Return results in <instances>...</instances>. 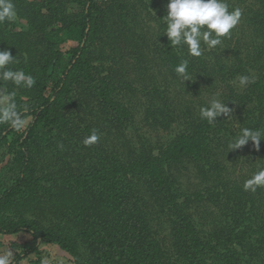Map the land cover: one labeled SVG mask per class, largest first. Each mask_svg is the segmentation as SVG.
Segmentation results:
<instances>
[{"label": "trees", "instance_id": "obj_1", "mask_svg": "<svg viewBox=\"0 0 264 264\" xmlns=\"http://www.w3.org/2000/svg\"><path fill=\"white\" fill-rule=\"evenodd\" d=\"M13 3L17 19L25 25L18 30L13 19L0 23V50H9L16 57L18 62L9 67L22 69L36 80L30 89L0 81L6 96H14L18 110L26 120L31 119L20 133L0 123V150L12 158L14 171L10 184L0 179V236L27 234L32 238L13 264L39 254L41 245L58 247L73 264H243L245 259L247 263L264 262V222L253 227L251 211L204 233L186 214L189 204H177L173 199L182 197L175 188L173 170L185 161L211 162V136L217 127L207 120L201 119L191 131L179 135L157 154L141 152L125 163L114 154L99 152L94 154L96 163L86 169L63 171L51 178L37 174L41 153L57 147V142H65L67 137L86 138L95 129L79 122L74 113L80 93L90 92L104 114L121 128L132 116L116 98L113 84L98 78L91 56L89 43L101 32L103 11L96 0ZM69 5H76L80 12L72 17L67 13ZM72 28L82 31L78 47H69L64 36ZM163 46L166 64L173 77L179 79L173 69L185 59L181 49L171 47L166 35ZM219 67L224 72V66ZM187 72L190 77V64ZM227 100L250 106L247 115H264V79L253 82L245 94L231 93ZM131 177L151 197L176 210L169 220L172 251L168 254L150 233ZM238 198L237 205L244 204ZM195 199L200 201L202 197L195 195ZM42 203L65 208L68 217L74 215L76 231L42 225L24 215ZM30 264L43 263L39 257Z\"/></svg>", "mask_w": 264, "mask_h": 264}, {"label": "rangeland", "instance_id": "obj_2", "mask_svg": "<svg viewBox=\"0 0 264 264\" xmlns=\"http://www.w3.org/2000/svg\"><path fill=\"white\" fill-rule=\"evenodd\" d=\"M167 2L96 0L103 11L99 22L101 32L89 43L91 56L98 78L108 79L113 84L116 98L130 111L132 119L121 128L104 114L90 92L80 93L74 113L83 125L97 130L99 140L88 146L83 143L85 138L67 137L65 142L58 141L57 147L40 154L36 172L41 177L51 178L63 171H80L95 164L94 154L99 152L108 156L114 154L125 163L141 152L157 154L179 135L191 131L201 120L200 107L215 97L227 104L231 112L213 123L217 128L211 136V162L185 161L173 170L175 188L182 196L173 199L177 204H189L186 214L193 217L204 233L248 211L252 212V226H262L264 187L245 191L243 184L255 171L264 168V141L260 142L258 150L251 141L234 151H230L228 145L242 128L264 131V115H247L250 106L230 102L227 97L231 93L245 94L253 82L264 79V0H225L229 11L241 9L240 21L227 37L221 38V45L213 49L202 45L204 50L200 57L188 56L186 49H181L192 66L188 81L175 79L165 61L163 32L166 25L162 19L167 14ZM79 12L76 5L67 6V13L72 17ZM12 19L18 30L25 25L16 15ZM64 36L69 47H78L82 42L81 29L72 28ZM241 75L250 77L247 86L239 84ZM5 96L6 89L0 87V99ZM30 122L31 119H27L26 127ZM0 161V179L8 185L14 175L12 158L5 156V150H0ZM130 179L141 197L139 205L143 206L152 237L168 254L172 251L169 220L175 216L174 206L166 208L167 205L151 197L135 178ZM195 195H201L202 199L198 201ZM238 196L244 201L239 206ZM24 215L42 225H58L65 231H76L72 222L74 215L68 217L65 208L54 204L42 203ZM31 241L27 234L0 236V255L11 251L14 261ZM39 257L43 264H73L66 253L48 245H41L39 254H31L19 264H30ZM245 260L243 264H264Z\"/></svg>", "mask_w": 264, "mask_h": 264}, {"label": "clouds", "instance_id": "obj_3", "mask_svg": "<svg viewBox=\"0 0 264 264\" xmlns=\"http://www.w3.org/2000/svg\"><path fill=\"white\" fill-rule=\"evenodd\" d=\"M166 12L162 19L166 25L163 35L167 36L171 47L186 49L187 55L191 57H200L203 54L202 45L208 49L221 45L223 43L221 38L230 34L242 16L239 8L229 11V5L225 0H168ZM15 15L13 0H0V23L10 21ZM17 62L16 57H13L9 50L0 51V81L11 82L16 88L30 89L36 83L35 78L22 69L14 70L9 67ZM188 66L189 61L182 59L174 67L173 70L179 79L189 80ZM238 81L241 86H247L251 79L247 75H241ZM230 112L227 104L215 97L199 109L200 118L209 123L216 122L218 117L227 116ZM0 123L9 125L18 133L25 130L27 120L24 118V113L18 110L15 97L12 95L0 99ZM98 140L99 133L93 129L83 143L88 146ZM249 141L258 150L260 142L264 141V131L242 128L228 147L230 151L238 150ZM259 187H264V168L255 171L243 184L245 191H256ZM0 264H13V253L7 251L0 255Z\"/></svg>", "mask_w": 264, "mask_h": 264}]
</instances>
